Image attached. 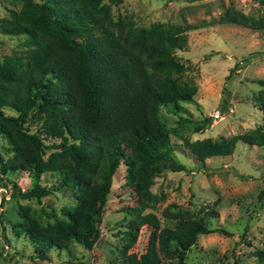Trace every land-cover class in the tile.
Segmentation results:
<instances>
[{
  "label": "trees",
  "instance_id": "1",
  "mask_svg": "<svg viewBox=\"0 0 264 264\" xmlns=\"http://www.w3.org/2000/svg\"><path fill=\"white\" fill-rule=\"evenodd\" d=\"M12 1L19 3L16 15L12 20L0 18V34L22 39L18 50L0 60V134L12 151L1 162V170L56 174L57 184L68 188L75 200L64 218L46 223L29 206H19L13 232L27 238L41 259L51 248L68 250L77 244L90 249L99 236L97 224L112 175L123 163L124 184L137 203L132 209L137 223L131 219L126 232L134 238L137 226L155 219L151 213H140L156 199L149 190L153 177L164 170H184L171 155L173 131L159 108L179 110L180 102L191 101L196 93L195 83L183 79L186 68L174 54L186 47L189 26L162 22L136 26L129 16L113 17L104 0ZM253 1L264 4V0ZM219 20L249 30L264 29V17L230 6L222 10ZM256 83L259 89L252 100L262 114L261 123L228 137L185 140L198 161L228 156L239 141L264 145V79ZM4 109L13 114H5ZM28 120H39V130H27ZM209 121L193 124L194 131L202 132ZM178 122L187 121L179 118ZM38 132L58 142L45 144ZM49 193V187L35 184L18 195L38 200ZM259 195H264V189ZM162 214L174 221L158 230L156 252L136 255L122 250V264H162L172 259L183 264L198 235L225 233L209 227V219L217 216L212 209L196 216L165 207ZM251 254L255 264H264V243Z\"/></svg>",
  "mask_w": 264,
  "mask_h": 264
},
{
  "label": "rangeland",
  "instance_id": "2",
  "mask_svg": "<svg viewBox=\"0 0 264 264\" xmlns=\"http://www.w3.org/2000/svg\"><path fill=\"white\" fill-rule=\"evenodd\" d=\"M110 6L113 17L129 16L136 26L147 27L153 22L188 25L186 47L176 50L175 57L186 70L183 79L197 87L189 102L171 111L160 107L169 135L171 155L183 164L182 171L164 170L153 177L149 190L156 199L141 214L151 213L155 219L137 226L134 238L126 232L131 219L137 223L132 210L137 206L135 194L124 184V164L112 175L110 191L97 227L99 236L90 249L71 244L68 250L51 248L45 258H38L30 241L16 235L11 225L19 218V206H29L40 222L64 218V211L75 203L72 192L57 184L52 173L2 172L1 162L11 155L6 137L0 134V264H122L120 251L126 253L156 252L157 232L170 227L174 220L162 214L187 210L201 215L207 209L217 213L209 219V227L225 233L210 232L197 236L184 254L183 264H255L254 249L264 243V145L249 146L236 142L228 156H212L198 161L184 141L209 137L217 139L250 130L261 123L262 114L252 98L259 89L257 79H264V29L249 30L235 24H224L219 15L226 7L253 17H264V4L253 0H121ZM19 3L0 0V18L12 20ZM20 35L0 34V60L19 49ZM232 69V70H231ZM5 114L13 112L4 109ZM218 115V118L214 117ZM183 118L185 123H179ZM209 118L202 131L193 124ZM39 120L27 121L24 127L39 130ZM39 133L45 144L58 142ZM50 150H46V153ZM35 184L50 188L40 197H21L18 193ZM162 264H179L163 260Z\"/></svg>",
  "mask_w": 264,
  "mask_h": 264
},
{
  "label": "built area",
  "instance_id": "3",
  "mask_svg": "<svg viewBox=\"0 0 264 264\" xmlns=\"http://www.w3.org/2000/svg\"><path fill=\"white\" fill-rule=\"evenodd\" d=\"M214 117L218 118V115L216 114Z\"/></svg>",
  "mask_w": 264,
  "mask_h": 264
}]
</instances>
